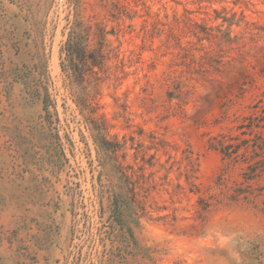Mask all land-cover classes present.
<instances>
[{
    "label": "rangeland",
    "instance_id": "rangeland-1",
    "mask_svg": "<svg viewBox=\"0 0 264 264\" xmlns=\"http://www.w3.org/2000/svg\"><path fill=\"white\" fill-rule=\"evenodd\" d=\"M185 9L224 31L237 13L233 35L248 22L262 36L179 95L167 77L191 58L165 41L184 35L173 15ZM260 27L264 0H0V264H264V204L249 203L255 180L220 145L264 132L246 126L264 108ZM77 33L103 61L84 79L64 51ZM189 38L197 57L210 46ZM102 138L123 144L117 160Z\"/></svg>",
    "mask_w": 264,
    "mask_h": 264
},
{
    "label": "trees",
    "instance_id": "trees-1",
    "mask_svg": "<svg viewBox=\"0 0 264 264\" xmlns=\"http://www.w3.org/2000/svg\"><path fill=\"white\" fill-rule=\"evenodd\" d=\"M202 1L204 0H196L197 3H201ZM193 2L195 3V0H193ZM190 13V10L185 9L184 13L178 14V12H175L173 16L176 22L183 23L185 36L189 35L191 37H196L198 41L206 39L209 41L210 46L197 57L195 54V41L192 38H189L186 42H183L182 40L184 35L180 36L173 34L172 29L170 30V35L167 37L165 45L168 48L173 47V40L174 47L179 48V51L176 53V55H181L185 59L191 58L187 72H181L180 74L177 72H171L167 77V80L170 81L171 86L174 87L175 91L179 95L188 92V90L185 91L184 88L188 86L187 83L193 79L192 75L194 73L202 78H209L223 74L224 67L226 65H230L233 62L244 58L246 47L252 43H256L262 36L260 32H254V27L252 28L253 23L250 24L248 22H246L247 26L249 28L251 27V30L248 32L250 33L249 36L233 35L232 26L234 24L240 25L242 21L241 19H236L237 13H233L230 17L224 16L223 20L228 24V27L225 31L221 27L215 29L214 27H209L198 23V21H195V19L189 17ZM152 16L156 17L155 25L156 23L168 25V23H163L160 11L153 12ZM165 18L168 20L169 14H165ZM260 30L264 31V28L260 27ZM162 31L163 29H160V32ZM223 42H226L229 46L227 55L228 60L226 61L223 60L224 55L220 53V47ZM64 51L66 52V58L71 62L73 73L79 79H84L87 75L96 74L94 67L103 62H97L95 51L92 52L88 50L87 45L83 42L81 36L78 33L71 34L64 47ZM100 56H102V59H104L102 53ZM192 65L195 67L194 72L191 70ZM86 66L89 68H86ZM184 73H187L186 77ZM47 99L48 98H45V103L47 102ZM79 103L81 104L83 111H89L93 115L96 113L94 97L91 95L84 96ZM261 112L262 115L260 117L251 116L250 122L246 124V126L251 128V131L255 126L264 128V108L261 109ZM100 142L102 143L103 147H105V149L114 154L117 160L118 153L123 148V144H121L119 141L112 142L106 138H102ZM220 145L221 151L225 155L229 156V158L233 157L237 162L241 161L246 164V171L244 172L246 174V178L248 180H255V185H248L244 193L245 195H248L249 199H251L249 203H254L255 200L258 201V198H261V202H259V206H257L260 207V204H264V184H262L264 181V132L257 134L255 139H245L242 143L236 145V147L235 145L228 144L227 142H221ZM242 146L244 151L240 153L239 150ZM116 167L118 173L121 175V178L128 182L127 189H130L131 192H135L136 183L131 181L132 178L128 173V166L125 167L122 162H119ZM197 170L198 168H196V171ZM187 179L189 180L190 176H187ZM119 196V193L115 192L113 196L114 210H116L118 207ZM257 259H259V257ZM258 264H263V262H259L258 260Z\"/></svg>",
    "mask_w": 264,
    "mask_h": 264
}]
</instances>
